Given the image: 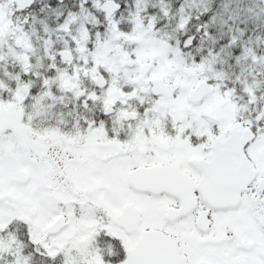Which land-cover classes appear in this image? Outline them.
<instances>
[{
	"label": "snow or ice",
	"instance_id": "6c2138e0",
	"mask_svg": "<svg viewBox=\"0 0 264 264\" xmlns=\"http://www.w3.org/2000/svg\"><path fill=\"white\" fill-rule=\"evenodd\" d=\"M0 264H264V0H0Z\"/></svg>",
	"mask_w": 264,
	"mask_h": 264
}]
</instances>
